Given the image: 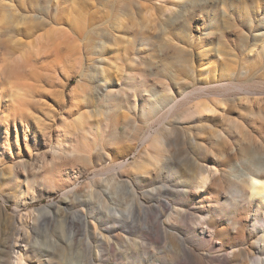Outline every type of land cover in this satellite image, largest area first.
<instances>
[{
	"label": "rangeland",
	"instance_id": "rangeland-1",
	"mask_svg": "<svg viewBox=\"0 0 264 264\" xmlns=\"http://www.w3.org/2000/svg\"><path fill=\"white\" fill-rule=\"evenodd\" d=\"M19 88L24 126L0 138V264H258L264 217L234 205L229 156L264 154V0H0V119L19 115ZM64 118L89 140L44 166ZM148 135L161 158L139 170Z\"/></svg>",
	"mask_w": 264,
	"mask_h": 264
},
{
	"label": "bare ground",
	"instance_id": "bare-ground-1",
	"mask_svg": "<svg viewBox=\"0 0 264 264\" xmlns=\"http://www.w3.org/2000/svg\"><path fill=\"white\" fill-rule=\"evenodd\" d=\"M76 90H79V84L76 86V89H73L71 92V99L73 101L75 100V94L74 92ZM137 92L134 91V94ZM153 96V95H152ZM11 102L13 103V109L16 108L19 115L21 116L20 120H18L17 115H13L12 113L8 116H5L2 121V124H0L3 128L4 135L0 138H2L3 143L5 145L8 143L9 140V131H11V128L14 129L17 128V124L19 123V126H24V123L22 121V118H26L27 116H24L25 108L23 107V99L21 90L15 89L11 95L10 98ZM112 100L110 101V107L112 106ZM137 103V101L135 102ZM221 107V106H220ZM161 109V104L157 99H154L153 101H144L143 107L140 109L141 115L146 119H151L152 116L157 115L158 112ZM206 111L210 114L216 115L217 112L222 113L223 108H215L213 106H210L205 103H200L196 106V110L194 114H197L199 117H202L201 111ZM221 116V115H220ZM63 123V130L60 131V135L58 136V139L52 143L49 146L50 155L49 156H42V164L44 166H52L56 162L60 161L65 156V143H69L71 137H77L78 140H82L83 142H86L89 140V132L87 129H85L82 124H79L77 122L70 123L66 118L64 120L62 119ZM22 126V127H23ZM0 132V133H2ZM145 144L144 150L141 153V157L139 160L135 161L133 165L138 168L139 170H143L145 166L153 165L157 163L161 158V152H162V143L158 139V137H152L148 135L145 137L144 143ZM263 147L253 148L252 152L248 153L246 156H240L237 157L229 156V158H234V166L231 168V172H234V178L236 181L233 182V189L235 195L232 197V200L234 202L235 206H240L241 202H245L247 205H253L258 204L260 209L262 210V216L264 217V154ZM228 158V155L226 156ZM122 163L120 164V167H124ZM218 174V170L216 168L210 169V172L207 174H200L198 175L197 179V187L200 189H204L206 186H208L212 180L214 179V176ZM241 178V179H240ZM130 218V217H129ZM242 219H234L231 220V226L232 228L236 229L238 232H240L239 228L242 230ZM74 226V225H73ZM74 228V227H73ZM72 228V229H73ZM263 229V230H262ZM262 234L259 237L260 241L262 242V248L264 251V228H261ZM214 234V233H213ZM243 251L240 249H232L231 254L233 256H238V254L242 253ZM258 255L261 257L258 259V264H264V252L262 254L258 253ZM15 264H23V260L21 257H18V259L15 260ZM193 264V263H188ZM196 264V263H194Z\"/></svg>",
	"mask_w": 264,
	"mask_h": 264
}]
</instances>
